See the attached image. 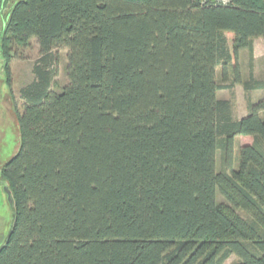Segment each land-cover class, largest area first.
Returning <instances> with one entry per match:
<instances>
[{"label":"trees","instance_id":"1","mask_svg":"<svg viewBox=\"0 0 264 264\" xmlns=\"http://www.w3.org/2000/svg\"><path fill=\"white\" fill-rule=\"evenodd\" d=\"M257 37L264 0H17L3 45L35 38L39 56L0 264H264V81L239 63ZM235 84L241 118L217 97Z\"/></svg>","mask_w":264,"mask_h":264},{"label":"rangeland","instance_id":"2","mask_svg":"<svg viewBox=\"0 0 264 264\" xmlns=\"http://www.w3.org/2000/svg\"><path fill=\"white\" fill-rule=\"evenodd\" d=\"M15 0H12L13 2ZM215 1H221L226 2L227 0H215ZM5 15H0V21L2 23H5ZM16 49V55L14 58L9 60V73H10V87L7 86L4 87V73L0 71V81L3 82L1 86V93H3V97L8 96L10 94L13 98L12 104H7L11 108L13 107V113L8 114L5 118H0V120H5L4 127L0 125V160L2 162H7L12 155L16 152L19 146V132H18V113L20 114L22 112V99L19 96V90L22 86L29 83L33 80V73H32V66L34 61L39 56V48L38 44L35 38L30 39L29 43L26 46H15ZM58 54V62L56 64L57 69V75L54 79V83L52 88L56 92H60L63 86H65L68 83V77H67V50L65 48H60L55 50ZM250 56V54H249ZM251 61V60H250ZM250 61L249 58L246 55V59H243V62L240 63V68H247V66L250 67ZM2 60L0 59V66L2 64ZM254 69H257V73L260 75V77L263 78L264 76V59L261 61H256L255 65L253 67ZM241 72V69H240ZM217 76V80L219 81V72ZM242 75V74H241ZM242 77V76H241ZM251 94L249 92L250 98L252 101H256L259 98L264 97V90L258 89L252 92ZM231 100L235 99V102L237 103V107L239 102L245 103V91L244 94H238V97L234 95V92L231 94ZM238 109V108H237ZM240 138H236L235 143V152L238 149V144L241 143ZM216 165L217 169L220 168V152H217L216 155ZM216 200L219 203H226L228 202L225 200V198L219 193H216ZM237 212L242 217H248V212L244 208H237ZM3 220V223L1 224V221ZM11 222V214L9 213L8 209L5 208V206H0V242L4 237L5 231L8 228L9 223ZM3 227V228H2ZM236 261L235 256H230L223 264H233Z\"/></svg>","mask_w":264,"mask_h":264},{"label":"flooded vegetation","instance_id":"3","mask_svg":"<svg viewBox=\"0 0 264 264\" xmlns=\"http://www.w3.org/2000/svg\"><path fill=\"white\" fill-rule=\"evenodd\" d=\"M12 0H0V15H5V23H2V21H0V59L3 61L1 66H0V71L2 73H4V87L8 86L10 87V73H9V60L14 58L16 55V49L14 45H11L10 47H5L3 45L2 42V38H3V32L5 29V26L7 24L8 21V17H9V13H10V9L12 7V5L17 1H13ZM8 58V61H7ZM3 82L1 83L0 81V118H5L8 114H12L13 113V107L11 108L9 105L13 103V98L10 94H8V96L3 97V93H1V86H2ZM10 103V104H9ZM7 104H9L7 106ZM5 120H0V125L2 127H4V122ZM1 154V152H0ZM6 162H2L0 160V206L3 207L5 206V208L8 209L9 213L12 214V207L10 204V199H11V193H10V189H9V185L7 183V181L5 180V178L3 177V168L5 166ZM2 220V219H1ZM3 223V220L1 221V224ZM10 224V223H9ZM3 228V227H2ZM9 228V225H8ZM7 230L5 231L4 237L1 240L0 244L3 243L5 236L7 234Z\"/></svg>","mask_w":264,"mask_h":264},{"label":"crops","instance_id":"4","mask_svg":"<svg viewBox=\"0 0 264 264\" xmlns=\"http://www.w3.org/2000/svg\"><path fill=\"white\" fill-rule=\"evenodd\" d=\"M246 55L249 58L250 61V56H249V51L247 49H243L239 52V61L240 63L243 62V59H246ZM264 59V39L262 37H257L253 39L252 43V57H251V66H247V68H241V76L242 80H247L250 76V73L253 75V77L257 80L264 81V76L263 78L260 77V75L257 73V69H254V65L256 61H261ZM217 72H219L217 70ZM218 76V73H217ZM229 82V80H228ZM227 82V83H228ZM260 89V88H259ZM258 90V89H253L250 91L251 94L252 92ZM262 90V89H261ZM234 92V95L238 97V94L243 93L244 94V89L241 84H235L231 89H220L217 91V97L219 99H229L231 100V94ZM260 99V98H259ZM232 102V107H233V116L235 118H241L245 116L247 113V108H246V101L245 103L239 102L238 107L237 103L235 102V99L231 100ZM238 108V109H237Z\"/></svg>","mask_w":264,"mask_h":264},{"label":"water","instance_id":"5","mask_svg":"<svg viewBox=\"0 0 264 264\" xmlns=\"http://www.w3.org/2000/svg\"><path fill=\"white\" fill-rule=\"evenodd\" d=\"M10 204H11V207H12V209H13V200H12V199H10ZM12 220H13V213H12L11 222H10V224H9V228H8L7 234H6V236H5V239H4L3 243L0 244V250H1L2 246L5 244L7 238H8V236H9V234H10V230H11V227H12Z\"/></svg>","mask_w":264,"mask_h":264}]
</instances>
